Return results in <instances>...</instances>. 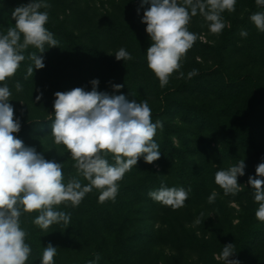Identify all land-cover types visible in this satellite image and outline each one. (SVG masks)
<instances>
[{
	"label": "rangeland",
	"instance_id": "rangeland-1",
	"mask_svg": "<svg viewBox=\"0 0 264 264\" xmlns=\"http://www.w3.org/2000/svg\"><path fill=\"white\" fill-rule=\"evenodd\" d=\"M16 1L14 5L0 4V34L15 26L14 9L32 2ZM44 2L50 7L40 11L48 13L52 24L64 23L76 42L52 33L57 47L46 44L45 52L39 53L29 46L16 73L0 82V86L6 83L9 87L12 95L8 102L14 108V118L21 123L20 131L13 135L25 146L34 147L46 160L61 163L65 184L75 178L86 186L89 182L78 174L66 147L55 144L51 134L54 93L76 87L91 91V81L96 79L97 91L123 94L129 101H147L152 122L160 121L163 125L154 136L160 159L148 164L141 157L117 182L118 194L114 199L100 202L102 190L93 187L77 206L70 201L54 206L57 211L71 214L69 224L51 225L39 240L42 250L49 243L57 247L54 264L61 258L80 259L100 247L121 251L118 256H128L126 264H212L213 256L206 251L202 255L189 236L195 232L199 236L215 235L219 244L215 246L214 257L219 261L223 247L235 244L230 242L233 237L247 235L250 239L257 229H264V222L255 215L259 207L254 199L255 190L248 184L250 176L264 180L256 177L255 171L258 164L264 163V102L249 117L255 123L252 137L259 147L249 145L241 139L243 135H233L235 153L227 156L213 142V138L220 140L214 137L218 129L205 108L215 110L219 121L227 129H234L241 122L243 109L257 94L258 86L264 85V32L250 20L251 15L264 12V5H257L256 0H236L234 12L226 10L221 14L226 26L220 34H212L199 13L191 17L188 30L198 38L181 59L180 68L161 87L146 59L152 41L142 19L150 2ZM178 3L182 5L183 0ZM242 30L248 33L246 37L240 35ZM120 48L133 58L117 61L114 55ZM32 53L43 57L44 68H34L29 58ZM30 66L34 68L32 75L27 73ZM194 69L197 74L189 76ZM17 82L22 91L16 90ZM113 84L123 87L116 91ZM242 130L246 135L244 126ZM105 158L115 164L112 154ZM241 160L246 167L244 175L237 177L240 190L235 195H225L215 183V173L228 170ZM162 185L190 189L186 201L191 203L174 210L152 200L148 193ZM214 191L216 199L209 203L208 197ZM37 215L38 212L23 213L20 218L26 232L25 243L31 248L26 264H41L42 260L28 240L30 232L40 228L33 223Z\"/></svg>",
	"mask_w": 264,
	"mask_h": 264
},
{
	"label": "clouds",
	"instance_id": "clouds-1",
	"mask_svg": "<svg viewBox=\"0 0 264 264\" xmlns=\"http://www.w3.org/2000/svg\"><path fill=\"white\" fill-rule=\"evenodd\" d=\"M149 2L151 6L142 19L152 41L146 59L161 87L166 86L170 75L180 68L181 59L198 38L188 30L191 17L199 13L208 22L209 31L220 34L226 26L221 14L226 10L234 12L236 5V0H183L182 5L178 0H142V3ZM256 3L264 5V0H256ZM49 7L44 0H32L12 12L15 26L9 27L6 34H0V82L16 73L29 46L39 53L45 52L46 44L57 47L58 41L45 27L49 15L40 11ZM250 20L264 32V12L251 15ZM247 34L243 30L240 33L242 37ZM114 56L117 61L133 58L124 48ZM29 58L35 69L45 67L42 56L32 53ZM34 68L27 69L28 75L33 74ZM196 74L194 69L189 76ZM91 84V91L76 87L54 93L51 131L55 144L66 147L78 174L89 182L86 186L75 178L65 184L61 163L46 160L34 147L25 146L13 135L20 131L21 123L14 118V108L8 102L12 95L9 87L6 83L0 86V264H26L31 254L30 246L25 243L26 232L21 227L23 213L38 212L33 223L43 230L61 222L69 224L71 214L57 211L54 206L64 201L77 206L93 187L102 190L100 202L114 199L118 194L117 182L141 157L148 164L160 159L161 152L154 136L163 125L160 121L152 122L147 101H129L123 94L97 91L99 81L96 79ZM15 87L18 92L22 91L19 82ZM112 87L119 91L123 85L113 84ZM108 154H112L115 164L105 158ZM245 167L241 160L238 165L215 173V183L225 195H235L240 190L237 177L244 175ZM255 171L256 177H264V163L258 164ZM248 184L255 189L254 199L259 204L256 218L264 222V180L250 176ZM189 191L162 185L148 195L175 210L184 206ZM216 195L214 191L208 202H214ZM56 254L57 247L49 243L44 247L41 264H54ZM234 254L233 243H229L223 247L219 258L224 264H239L238 260L230 259ZM99 260L100 255L96 254L95 260L88 264H96Z\"/></svg>",
	"mask_w": 264,
	"mask_h": 264
},
{
	"label": "trees",
	"instance_id": "trees-1",
	"mask_svg": "<svg viewBox=\"0 0 264 264\" xmlns=\"http://www.w3.org/2000/svg\"><path fill=\"white\" fill-rule=\"evenodd\" d=\"M17 4L16 0H0V4ZM48 29L51 33H60L61 35H65L68 37L70 41L76 42L74 39L75 36L72 32H70L68 29L65 28L64 23H59L57 25L52 24L50 21L46 23ZM259 90L257 94L255 95L253 101L248 104L243 109V116L241 118V122L239 125H237L234 129H227L226 126L223 124V122L219 121V118L217 117V113L215 110H213L210 107H205L207 111L211 114V116L216 121V127L217 132L214 134V137L216 136L220 140L213 138V142L217 143L216 145L219 148V152L223 156L231 155L235 153V144L233 141V135H243L241 139L245 140L249 145L253 147H259V144L254 140L252 137L253 132L255 130V123H252V121L249 120L250 115L255 112L256 110H259L261 108V105L264 102V85L258 86ZM158 95H161V91H157ZM168 109V108H167ZM171 110V109H168ZM199 110H202L199 108ZM244 126L245 134H243L242 127ZM226 140V142H223L222 140ZM237 159V156H236ZM250 171V170H248ZM254 173V171H252ZM253 190H255L253 188ZM195 192V191H193ZM191 201H185L184 204H190ZM204 227V225H203ZM44 230L38 229L31 231L28 240L30 241L31 247L34 248L37 252L40 253L42 256L43 250L39 246V240L43 238ZM255 235H251L250 239H247V235H244L245 237H233L230 242H234V252L235 254L230 257V259L238 260L239 264H262L263 258H264V229H257L255 231ZM190 240H194L200 248V252L203 255L206 252L211 254L213 256V263L212 264H224L223 259H220L219 261L215 259V253L217 249H215L216 244H219L218 241L215 240V235H211L209 237L199 236L196 232L191 237L189 236ZM121 251L115 250L111 251L106 247H100L94 252L88 253L86 256L80 258V259H58L56 264H88L89 261L95 260V255H100V260L96 262V264H126L125 262L128 259V256L120 257L118 254ZM220 255L222 254V251H220Z\"/></svg>",
	"mask_w": 264,
	"mask_h": 264
}]
</instances>
